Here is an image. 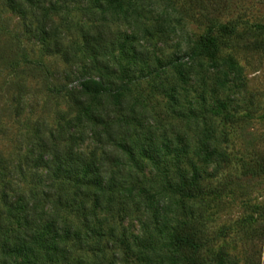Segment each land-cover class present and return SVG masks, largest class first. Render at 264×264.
Masks as SVG:
<instances>
[{"label": "rangeland", "instance_id": "obj_1", "mask_svg": "<svg viewBox=\"0 0 264 264\" xmlns=\"http://www.w3.org/2000/svg\"><path fill=\"white\" fill-rule=\"evenodd\" d=\"M9 1L0 0V196L21 194L48 206L45 196L63 184L71 199L74 185L49 182L39 166L51 155L46 145L58 143L65 153L71 137L83 134L79 148L100 154L90 118L78 123L86 113L77 91L84 79L99 77L103 64L97 68L85 53L71 64L49 53L45 25L53 23L60 41L79 50L82 36L100 28L115 42L103 62L132 69L121 82H130L123 97L134 114L116 108L112 115L135 158L108 148L111 191L98 205L102 193L91 191L84 203L102 229L100 251L76 243L72 257L80 264H185L189 254L168 247L174 225L184 221L201 241L198 264H264V174L248 172L264 159V0H21L24 14ZM209 32L216 56L192 60L193 43ZM110 82L113 89L121 83ZM106 101L93 108L103 114ZM212 142L223 156L205 163L197 154ZM149 145L156 159L143 156ZM179 168L189 177L196 171L201 194L175 193L170 184ZM71 210L57 212L75 221Z\"/></svg>", "mask_w": 264, "mask_h": 264}, {"label": "trees", "instance_id": "obj_2", "mask_svg": "<svg viewBox=\"0 0 264 264\" xmlns=\"http://www.w3.org/2000/svg\"><path fill=\"white\" fill-rule=\"evenodd\" d=\"M114 1L109 0V2ZM20 2L21 0H10L8 5L14 12L24 14L26 9ZM26 2L28 5L33 4L31 0H26ZM45 28L47 30L45 33L46 38L52 40L46 45L49 53L60 55L69 64L74 62L78 54L85 53L92 58L91 60L94 59L97 68L100 63L103 64V67L99 68L101 70L99 77L84 79L80 82L77 91L80 97L78 98V104L85 109L86 113L82 115V118H77L78 123L82 124L90 118L91 131L96 137L101 152L99 155L96 153L85 154L78 145V143L82 145L85 142L83 134L78 137H71L69 147L65 153L59 150L58 143L46 145L51 155L47 159L41 157L39 166L46 169V177L49 182L61 178L65 182L70 181L74 185L75 190L71 195V199L67 197L69 196V188L63 184H61L62 189L58 194L45 196L48 206H40L39 202H32L30 197L25 199L21 194H13L9 198L5 192L2 193L3 198L0 196V264H80L81 259L73 258L71 255L76 243L81 249L88 247V251L99 252L98 245H100L102 229L95 227L91 222L94 213L86 212V206L84 205L88 198L86 195L91 191L94 195L102 193L96 201L98 205L101 195L108 194L111 191L109 168L112 164V154L109 155L111 151L107 152L108 148L115 147L123 154L127 153L128 157H131L130 160L135 158V155L129 156L132 155V151L129 149L130 136L124 138L118 136L120 135L121 126H117L118 120L112 115L113 110H116V108L120 111L128 109L129 113L134 114V109H129L130 102L128 98L123 97L126 95L123 93L130 91L128 89L130 82H121L132 69L129 67L123 68L121 71H115L103 62V58H106L115 42L109 39L108 34L103 29L97 28L96 32L90 33L87 31L82 36L83 47L79 50L75 49L73 45L66 47L60 41L56 35V29L53 28V23L46 24ZM217 44L214 33L209 32V35L200 36L190 49V57L192 60H200L206 57L213 59L218 52ZM253 47L257 48L256 43ZM120 48L124 52L125 45L121 44ZM137 52V56L144 60L145 55L143 53L139 54V50ZM133 54H137L136 51H133ZM228 71H232L239 81V71L235 68L233 62L228 61ZM111 78L121 82L120 85H116V89L111 88ZM113 84L115 83L113 82ZM173 94L174 92H171L170 99L173 96V102L177 103ZM101 98H105L106 102L110 104L109 108L103 111V114L93 108L96 107L94 104ZM86 109L88 110L86 111ZM123 118L126 121L123 116L121 122ZM112 120L116 123H113ZM201 145V152L197 156H203L205 163L214 162L217 160L216 158L223 156L217 144L212 142L202 143ZM143 156L147 159L157 158L152 145H149L148 149L144 151ZM114 159L117 160V158ZM176 171L179 177L170 185L177 195L193 198L201 194L200 178L196 175V171H193L191 177L180 168ZM248 172L264 174V159L250 166ZM163 178H167V176ZM62 206L71 207V212H74L78 219L74 218L75 221L62 219V215L57 212ZM196 236L194 225L187 226L186 222L177 221L174 225L172 242L168 245L169 251L179 254L186 252L189 256L186 258L185 264H198V259L195 256L202 245L200 238ZM122 242L128 248L129 245L124 240ZM144 247L148 249L146 253L149 254L148 257L150 258L155 250L150 245Z\"/></svg>", "mask_w": 264, "mask_h": 264}]
</instances>
